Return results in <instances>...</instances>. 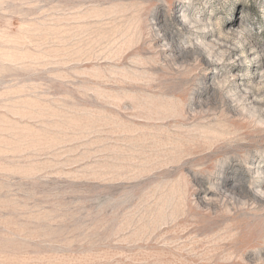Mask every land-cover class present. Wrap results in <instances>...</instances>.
<instances>
[{
  "label": "rangeland",
  "instance_id": "obj_1",
  "mask_svg": "<svg viewBox=\"0 0 264 264\" xmlns=\"http://www.w3.org/2000/svg\"><path fill=\"white\" fill-rule=\"evenodd\" d=\"M0 264H264V0H0Z\"/></svg>",
  "mask_w": 264,
  "mask_h": 264
}]
</instances>
